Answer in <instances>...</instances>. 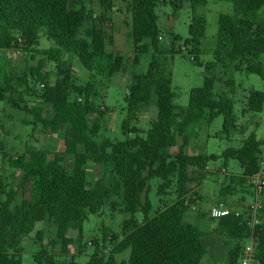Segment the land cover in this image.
I'll return each instance as SVG.
<instances>
[{"label": "trees", "instance_id": "16d2710c", "mask_svg": "<svg viewBox=\"0 0 264 264\" xmlns=\"http://www.w3.org/2000/svg\"><path fill=\"white\" fill-rule=\"evenodd\" d=\"M72 1L0 0V50L30 53L33 59L41 56L38 67H30L22 75L1 70L0 101H8L32 116L44 131L56 134L67 127L65 153L73 157L71 173L64 169L61 156L52 157L46 150L8 158L9 166L20 170L22 177L19 187L14 189L0 176V194L5 197L0 201V264H22L21 258L16 257L20 255L22 242L43 222L56 226L62 253L68 255L69 245L74 242L69 231H79L82 239L89 216L96 214L112 195H122L123 210L129 216L123 223L122 238L109 256L96 245L87 262L73 264H120L116 256L127 250L131 251L130 257L124 264H203L208 253L202 239L205 232L186 220L195 204L194 199L187 197L189 184L201 182L211 162L236 160L242 173L232 174L221 194L232 196L236 186L247 185L252 193L251 180L260 169L264 141L251 134L239 148H228L221 155H189L185 149L194 137L189 131L201 120L211 124L220 116L224 117L225 131L228 124L235 122L234 102L230 98L235 81L225 79L228 91L216 94L215 86L222 82L216 75L217 70H224L227 77L234 70L264 79V0H214L230 3L233 13L220 15L214 60L205 65L200 62V46L207 19L198 10L209 0H190L192 17L184 46L189 56L194 57V63L204 66L206 74L203 86L191 90L186 108L175 105L172 79L167 71L169 62L183 52L178 45L181 39L174 36L169 49H164L160 40L163 31L157 9L166 0H126L132 15L135 54L152 55L148 71L134 75L128 87L124 99L128 119L136 121L142 108L150 105L153 94L157 95L158 114L146 133L137 127L130 129L127 119L122 124L125 138L116 142L95 140L96 132L88 123V116L94 111V85L91 82L77 85L64 57L77 58L92 75L107 79L124 71L123 57L107 51L104 29L95 20L86 25L90 16L86 7L72 9ZM98 1L105 12L113 9L112 0ZM42 37L51 43L48 49L41 48ZM47 62L57 64L58 78L54 83L42 74ZM29 80L40 85L36 93L38 102L33 106L24 99L33 91ZM263 105L264 93L251 89L244 113H260ZM46 106H50V111ZM176 146L178 153L172 155L171 149ZM4 149L0 142V151ZM3 156L7 158L8 153L4 151ZM89 162L112 166L115 178L110 187L102 181L89 186ZM153 179L161 180L158 192L162 197L169 194L168 189L176 180L177 199L150 215L152 204L144 196ZM29 184L31 198L18 202L20 190ZM139 213L143 215L142 222L137 218ZM210 218L217 222L216 233L231 241L227 264H241L245 247L242 241H249L251 233L247 212ZM37 236L42 239L43 233L37 231ZM254 238L255 261L264 264L263 216L255 227ZM34 258L37 264H62L44 250Z\"/></svg>", "mask_w": 264, "mask_h": 264}, {"label": "rangeland", "instance_id": "374dc122", "mask_svg": "<svg viewBox=\"0 0 264 264\" xmlns=\"http://www.w3.org/2000/svg\"><path fill=\"white\" fill-rule=\"evenodd\" d=\"M112 3L113 9L107 12L103 10L98 0H73L71 8L79 9L82 5L86 7L90 16H88L85 24L88 25L90 21L95 20L104 29L107 34V51L123 57L124 71L116 74L111 79L104 76H94L82 67L77 58H71L70 55L64 57V61L68 63L67 66L72 71L77 85H87L90 82L94 85V111L89 114L88 123L90 128L96 132L94 134L95 140L99 142L106 140L116 142L125 138L122 124L128 119L127 105L124 100L128 87L132 83L134 75L148 71L152 59L151 54L140 56L135 54L134 41L131 36L133 22L128 2L126 0H112ZM157 11L160 17L159 25L163 31L161 36L163 38L161 40L163 48L169 49L171 44L168 42L174 40L176 35L181 39L178 45L185 47L184 44L189 37V24L192 17L190 0H166V2H160ZM198 13L207 19L205 37L200 46V62L205 65L214 60V52L218 44L219 17L221 14H232L233 6L224 1L209 0L206 6L199 8ZM262 13L264 15V10ZM40 43L43 49H48L51 46V43L45 37L41 38ZM137 57L138 60L135 62ZM40 59L41 56L39 55L33 59L30 53L0 50V71L6 70L22 75V72L30 67L37 68ZM262 61L264 63V55ZM167 71L172 79L175 105L186 108L189 105L191 90L203 86L206 74L204 66H198L190 58L188 52L183 51L182 54L176 55L169 62ZM224 72L222 69L216 71L217 77L221 78L222 82L217 83L215 86V93L222 95L228 91V88H225V79L232 78L235 81L234 92L230 94V98L234 102V124H228V131H225V120L223 116H220L211 124L201 120L191 128V130H197L198 135L201 134V136L206 137V140L201 141V152L206 150L209 154L221 155L228 148H239L242 142L251 134H255L258 140L264 141V105L260 113H244V109L247 107L249 90L254 89L264 93V79L258 75L234 70L229 71L227 77ZM42 74L54 83L58 78L57 64L47 62L42 69ZM29 82L33 91L25 95L24 99L29 106H33L38 102L36 93L40 85L33 80H29ZM156 102L157 95L153 94L150 105L140 112L138 119L136 121H129L128 119L130 129L137 127L145 133L151 129L152 122L156 120L158 114ZM45 109L50 111V106H46ZM66 128L65 126L62 127L61 131L56 134L44 131L42 125L34 123L32 116L13 107L8 101H0V142L4 144V151L8 153V157L4 158V151H0V176L4 183L9 188L16 189L19 187L22 177L20 170L9 166L8 158L18 157L34 150H46L52 157L55 155L61 156L64 159V169L71 173L73 157L65 153L64 146ZM129 137H133V135H129ZM179 140L182 142L180 137ZM261 149L264 156V145ZM177 153V146L171 149L172 155ZM210 168L219 171L210 170L211 172L208 171L201 182L190 183L187 197L194 199V205L197 206L196 211H201L205 216L199 224L201 229L205 231L202 239L208 250L202 263L227 264L231 241L227 237L216 233L217 222H213L209 216L210 203H214L216 198L221 196L220 191L228 185L229 177L232 174L240 173L242 168L238 161L229 160L226 162L224 159L211 162ZM223 168L228 171L222 172ZM114 178L115 174L110 164L88 163L87 179L90 187H94L98 181H102L106 187H110L114 182ZM221 180L222 183H220ZM160 183H162L161 180L153 179L149 183L148 192L144 196L148 197L152 204L153 209L150 215H154L158 210L177 199L176 180L168 189L169 194L163 197L158 192ZM30 186L29 184L27 188L20 190L21 195L18 202L22 198H31ZM236 187L235 194L228 197L238 199V204H243L242 199L247 204L253 201V196L249 194L248 185ZM200 192L207 196L208 200L200 201L198 199ZM4 198L0 194V201ZM245 209L247 211V205ZM190 214L191 212L188 216L189 222L192 220ZM262 216L264 218V205ZM127 218L129 216L124 213L122 195H112L96 214L89 216L83 227L82 239L79 238V231H69V236L74 239V242L69 245L68 255L62 253L60 241L57 239L56 226L43 222L38 223L36 230L30 236L24 238L20 255L16 254V257L21 258L22 264H37L34 257L44 250L62 264L84 263L90 259L96 250V245L101 248L106 256H109L114 245L122 238L123 223ZM137 218L140 222L143 221L142 214L139 213ZM196 226L198 227V225ZM37 231L43 233L42 239L37 236ZM115 238H118V240H115ZM242 244L246 246L248 241L243 240ZM130 252V250H127L117 255L118 262L120 264L126 263L130 257Z\"/></svg>", "mask_w": 264, "mask_h": 264}, {"label": "built area", "instance_id": "2783aa9c", "mask_svg": "<svg viewBox=\"0 0 264 264\" xmlns=\"http://www.w3.org/2000/svg\"><path fill=\"white\" fill-rule=\"evenodd\" d=\"M162 39L163 38L161 37L160 40ZM182 50L186 52L187 48L182 47ZM190 58L194 60L193 56H190ZM251 191H252L253 201L248 204L246 211L250 217L249 227L251 229V233L248 244L244 247L241 264H257V262L255 261L254 230L255 227L259 225L262 221V211H263L262 197L264 196V156L262 157L259 171L255 173V175L251 180ZM231 212L232 211L229 208L221 204L211 208L210 216L212 218L219 219L229 215Z\"/></svg>", "mask_w": 264, "mask_h": 264}, {"label": "crops", "instance_id": "0c3cea01", "mask_svg": "<svg viewBox=\"0 0 264 264\" xmlns=\"http://www.w3.org/2000/svg\"><path fill=\"white\" fill-rule=\"evenodd\" d=\"M177 36V35H176ZM173 42V40L169 41L168 43L171 44ZM1 68V67H0ZM1 76H2V73L0 71V79H1ZM145 107L142 108V110L144 109ZM148 108V106H147ZM195 126V125H194ZM192 136H195V135H198V131H194V129L190 130L189 131ZM199 136V137H198ZM198 136L196 137H192L190 140H189V143L188 145L186 146V153L189 154V155H212V154H209L206 150L205 152H201V149H202V145H201V141L203 140H206V137H203L201 136V134H199ZM210 136L208 135V138ZM182 144V142H180V140L178 139V146H180ZM177 146V147H178ZM214 155H217V154H214ZM210 170L214 171V170H217L219 171L218 169H211L210 168V164L208 165L207 167V172H211ZM222 172H227L228 170L223 168L221 170ZM242 173V170L241 172ZM240 173H236V174H240ZM223 181L221 180L220 183H222ZM222 191V190H221ZM220 191V192H221ZM221 194V193H220ZM249 194L252 195V193L249 191ZM198 199L200 201H206L208 200L207 199V196H205L203 193H199L198 195ZM243 200V204H238L239 201L238 199H233V198H230V197H226V196H223L221 194V196H219L218 198H216V201L214 203H210V206L211 208L214 207V206H218V205H224L225 207L229 208L232 212H235V213H244L246 211V205L248 206V204L245 202L244 199ZM262 203L264 205V196L262 197ZM201 205V204H200ZM196 208L197 206H193L187 213L186 215V220L188 221V216H189V213L191 212L190 214V217H192V220L190 221V223H192L193 225H198L199 229H201V227L199 226V224L201 223V221L204 220L205 216H204V213H202L201 211H196ZM201 208V207H200ZM209 216H210V212H209ZM189 222V221H188ZM197 227V226H196ZM203 231V230H202ZM205 232V231H204Z\"/></svg>", "mask_w": 264, "mask_h": 264}]
</instances>
